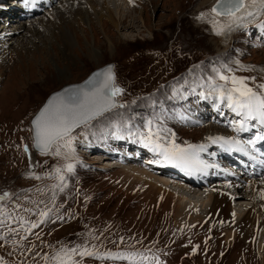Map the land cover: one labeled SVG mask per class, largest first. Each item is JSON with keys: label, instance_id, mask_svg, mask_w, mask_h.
Instances as JSON below:
<instances>
[{"label": "rangeland", "instance_id": "374dc122", "mask_svg": "<svg viewBox=\"0 0 264 264\" xmlns=\"http://www.w3.org/2000/svg\"><path fill=\"white\" fill-rule=\"evenodd\" d=\"M62 1L37 0L39 10L34 15L22 8L24 15L18 16L21 0H0V28L5 22L11 33L5 38L12 36L10 52L0 49V193L16 194L19 199L13 197V203L24 207H34L25 200L27 197L44 201L40 208L45 205L52 208L46 221L15 250L10 243L0 247V258L5 264H44L36 253H51L52 247L48 246L59 248L61 244L82 243L85 234L91 231L100 236V241L90 242L102 243V250L157 255L159 264H263L264 252L259 254L257 249L259 242H264V236L248 241L236 225H228L236 235L232 242H227L225 226L204 222L203 211L200 214L204 217L197 224L187 226L186 221L180 224L174 221L173 214L159 210L137 194L128 193L125 189L128 181L123 183L117 171L120 165H128L118 158L121 154L133 159L136 157L133 155L142 151V159L153 161L154 153L134 142L128 129L142 125L147 119L161 117L175 133L177 144L183 147L186 143H203L207 147L199 159L212 165L206 168L211 171L208 178L211 184L202 189L200 201L207 199L217 181H222V186L223 182L231 185L232 181L239 180L238 189L248 194L230 202V215L239 221L244 203L252 202L254 214L264 218L260 191L245 190L249 187L248 180L253 179L249 172L255 166H264V141L256 145L255 161L238 152L234 155L235 152L226 151L219 144L209 145V140L204 144L208 135L237 136L228 125L239 117L222 105L217 108L213 99L202 98L200 92L207 90L199 87L213 74L214 68L223 64L235 67L237 60L256 69L237 75L255 77L257 83H264V8L254 11L248 24L233 31L224 45L208 22L211 17L197 19L210 10L207 0H156V4L151 3L153 0H127L130 3L125 5L120 0L122 11H116L113 0H104L109 9L106 13L100 0ZM121 12H128V21H133L125 28L116 23ZM83 13L89 16L88 22L81 21ZM10 17L15 21H5ZM221 18L218 19L222 23H227ZM18 22H23L24 28L17 35L13 31L16 26H12ZM109 62L114 64L116 86L123 89L116 97L118 105L123 107L117 106L89 126L76 129L74 152L69 158L34 153L29 121L47 96L66 84L82 81L92 70ZM258 129L259 126L240 133L238 138L247 140ZM126 147L137 149V153L131 149L128 153L122 151ZM114 148L121 153L110 154ZM87 151L89 154L85 155ZM94 158L98 163H91ZM68 163L73 164V171L64 173L67 187L62 192L56 190L52 204L53 193L49 189L59 182L48 174L57 167L63 169ZM95 164H114L119 169H101ZM223 167L229 169L224 173L233 171L236 176L238 172L248 182L238 177V180L224 181L221 174L212 175L213 171L224 170ZM244 168L248 169V175L242 173ZM256 176L255 180L264 181V170ZM169 188L174 191L177 186L173 184ZM37 189L45 191L41 193ZM205 204L209 206V199ZM233 208L239 215L233 214ZM61 216L63 219L58 218ZM28 219L36 220L37 216ZM29 248L32 252L27 251ZM84 264L123 262L86 258Z\"/></svg>", "mask_w": 264, "mask_h": 264}, {"label": "snow or ice", "instance_id": "6c2138e0", "mask_svg": "<svg viewBox=\"0 0 264 264\" xmlns=\"http://www.w3.org/2000/svg\"><path fill=\"white\" fill-rule=\"evenodd\" d=\"M34 2L35 0H25L26 4ZM257 2L264 6V0H216L211 9L201 13L197 19L205 20L211 17L208 22L213 25L216 34L219 35L229 24L240 20L243 16H251L252 13L248 11V7ZM221 17L227 21V24L218 19ZM234 63L235 67L223 64L214 68L213 74L199 87L207 90L200 92L202 98L213 99L217 102L215 105L217 108L222 105L239 117V119L230 121L228 125L237 136L208 137V140L213 144H219L226 151L242 153L255 161L257 156L253 153L258 151L256 145L264 141V83H257L255 77L237 75L238 72H251L256 69L253 66H245L238 60ZM114 80L112 68L108 66L95 72L84 86L67 88L62 93L54 95L32 122L33 147L41 155L69 158L74 152L73 142L76 139L74 134L76 129L89 126L93 120L117 106L123 107V105H118L116 100V97L122 94L123 89L116 86ZM257 126L259 129L251 138L247 140L238 138L240 133L249 132ZM128 135L133 138L134 142L140 143L166 163L176 166H197L198 168L212 166L204 164L199 159L198 154L204 151V145L186 143L182 147L177 144L175 133L166 126L165 120L161 117L147 119L142 125L129 128ZM72 171L73 164L68 163L63 169L57 167L53 173L48 174L54 176L59 182L49 189L53 193L50 203H55L57 189L62 192L67 187L64 173ZM34 178L40 179L38 176ZM37 191L43 193L45 189H37ZM259 195L260 199H264V190ZM13 197L19 199L14 193L7 191L0 193V229H6V231H0V241L4 242L0 243V247L10 243L15 250L21 241L27 240L28 236L33 234V230L46 221L52 208L47 205L40 208L39 205L44 201L28 200L27 197L25 200L34 207H24L21 203H13ZM32 215L37 216V219H28ZM58 218L63 219L62 216ZM90 241H100V236L89 231L85 234L82 243L61 244L59 248L48 246L52 247L51 253L43 255L36 253V255L41 257L44 264H84L86 258L102 262L120 261L123 264H152V261L156 260V264H159L155 256L150 257L144 252L102 250V243H91ZM120 243H124L123 237ZM27 251L32 252V248ZM0 264H5L3 258H0Z\"/></svg>", "mask_w": 264, "mask_h": 264}, {"label": "bare ground", "instance_id": "6f19581e", "mask_svg": "<svg viewBox=\"0 0 264 264\" xmlns=\"http://www.w3.org/2000/svg\"><path fill=\"white\" fill-rule=\"evenodd\" d=\"M100 1H101L103 13H106L105 11L107 10L109 11L108 6L104 2V0H100ZM113 2L116 3V6H115L116 11L117 10L122 11V5H120V0H113ZM121 2L125 5L129 1L121 0ZM156 2H157L156 0L151 1V3H155V4ZM207 2L209 5H212L215 2V0H207ZM20 3L23 4V6L20 4L21 8L18 9L19 10L18 16L24 15V11H22V8L25 9L27 12L30 11L28 13L29 15H34V13L39 10L38 9L39 6L36 4L37 0H35L34 3H28V4L25 3V0H21ZM66 4H68L69 7H73L72 6L73 3H71L70 1H67ZM123 7L125 8V6ZM263 8L264 6H262L260 2H257L254 5H249L248 11L253 13L254 11H259ZM1 10H2V7L0 6V13H1ZM128 18H129L128 12L126 13L121 12V16H119L118 22H116L117 25L118 26L120 25L121 27L125 28L131 22H133L131 21L132 19L128 21ZM248 18L249 16L247 15L243 16L240 20H237L236 22L231 23L227 27H225L224 30L221 32V34H219V40L221 41V43L226 45L233 31H237L238 29H241L248 24ZM80 19L81 21H86V22L90 20L89 16L86 13H83ZM221 19L223 20L224 18H221ZM5 21H15V20L14 18L10 17V19L6 18ZM249 23L251 22L249 21ZM5 24L6 23L4 22V25ZM4 25L1 26L0 28V49L3 48V52H6V51L10 52L11 50L10 45L12 43V42L10 43V40L12 39V36L5 38V35H10L11 33L9 32V28H6ZM117 25H114V27L118 28ZM15 26L16 28L13 31L15 32V34L18 35V33L22 31V29L24 28V23L18 22L17 25L15 24L12 27H15ZM20 47H23V44ZM96 52L97 51H92L94 55L98 54ZM61 73H64V71H62ZM208 137H214V136L208 135L206 137V141H204V144L209 143L207 139ZM211 144L213 143L210 142L209 145ZM130 149L131 148H127L126 152L127 150H130ZM131 151H133L132 153L134 154L137 153V149L133 150L132 148ZM113 152L121 153V152H117L116 148H114L113 151H110L109 153L112 154ZM138 152L139 153L133 155V156H136L133 159L126 158L128 156H125L124 158L123 154H121V156L118 157L120 160L122 159L125 160V163L128 164V165H120L121 169L123 168L125 170L119 169L118 166H115L114 164L113 165L107 164L105 166H102V165L98 166V164H95V165H97L101 169L102 168L107 169L111 167L119 169V171H117V174L121 178L122 182L127 183L128 181L127 187L125 188L128 193L137 194V196H140L141 200H145V202H149L150 204L155 205L159 210H163L166 213H170V215L173 214V216H175L174 221L176 220L180 224L185 223L186 221L187 226L191 224L195 225L197 224L198 220H202V218L205 216L206 219L203 220L204 222H209L211 225L219 224L220 227L225 226L226 228L225 234L227 237L226 239L227 242H232L235 237L234 235H236V232L235 233L233 232L232 234V230L231 228H228V225L229 227H231L232 225H236L240 234H242L243 238L248 241L249 240L256 241L260 237L264 236V226H263L264 218H259L257 215L254 214V210H253L254 203L253 204H251L252 202L250 204L244 203L245 209L243 210L242 215H239L236 212V210L233 208L234 210L233 214L241 216L239 221H237L234 217L230 215L231 213L230 212L231 210L230 202L238 199L239 197H244V195L246 196L248 194L244 190L242 191L241 189H238L239 185H241V182H239V180L236 177H238L241 180H245L246 182L249 181L248 182L249 187L247 186L245 188L247 192L251 191L253 193V192H256L257 190L261 192L263 190L262 186H264V182L261 181L263 179L262 178L261 180L259 179L260 181L255 180V179L257 177L256 175H260V174L262 175V171L264 170L263 168H257L255 166V168L249 172L250 175L253 177V179L248 180V181L246 180L245 177H241V175L238 172L236 173V176L234 175L233 171L231 172L228 171L227 173H224V171H227L229 169L218 170V172L213 171L212 172L213 176L215 175L219 176L221 174L224 181H229L231 178H235L238 181L236 180L232 181L231 182L232 184L230 186L228 183H223L222 186H221V182L214 183L213 186L211 187L212 195L209 194L206 200L200 201L202 189L204 187H210V184H211V182L208 180V178L211 175V171L209 169H206V168L201 169V168H198L197 166H193L191 169H188V167H185V166L174 167L170 163H166L165 161H163L162 163L153 164L154 161H150V160L148 161L149 158L142 159V156H143L142 151L141 152L138 151ZM225 153L223 155H225ZM87 154H89L88 151L85 153V155ZM198 155L200 158L201 152H199ZM234 155H236V152ZM225 156H229V155H225ZM154 157H156L155 154H154ZM154 157L152 158V160L154 159ZM98 161H99L98 159L94 158L91 163L93 164L98 163ZM153 166H157L161 170H158L157 168ZM163 167H168L169 168L168 171L166 170V172H163L164 171ZM241 171L242 173H245L246 175H248L247 174L248 169L246 170L244 168ZM169 172L174 173L177 176L171 175ZM255 181H259V182H255ZM173 184L177 186V189H173L174 191H172L169 188V185H173ZM221 188H224L225 192H222ZM249 196H251L253 200L255 199L253 194H250ZM208 199H209V206L207 207L205 206L206 205L205 203ZM206 208H208V210ZM202 211L204 212V216L200 214L202 213ZM263 215L264 214H262V216ZM259 241H261V239ZM258 246L259 247L257 251L259 254H261L262 252H264V242L263 243L259 242ZM262 262L264 264V257H263Z\"/></svg>", "mask_w": 264, "mask_h": 264}, {"label": "water", "instance_id": "95a60500", "mask_svg": "<svg viewBox=\"0 0 264 264\" xmlns=\"http://www.w3.org/2000/svg\"><path fill=\"white\" fill-rule=\"evenodd\" d=\"M216 3V0L215 2L210 6V9L211 7ZM108 66H111L112 68V73L114 75V78H115V71H114V64L112 62H109V63H106L105 65L101 66V67H98L94 70H92L86 78H84L82 81L80 82H77V83H70V84H66L64 86H62L60 89L56 90V91H53L51 92L47 98L44 100V102L40 105V107L38 108V110L32 115V117L30 118V121H29V125L31 127V140H32V149L34 150V153H39V151L33 147V136H34V132H33V120L37 117V115L40 113V111L45 107L46 104H48L49 100L56 94H59V93H62L64 89H67V88H71V87H82L85 85V82L89 80L90 77L93 76V74L95 72H97L98 70H101V69H104V68H107ZM117 100V99H116ZM111 111V110H110ZM109 112V111H108ZM107 113V112H106ZM40 154V153H39Z\"/></svg>", "mask_w": 264, "mask_h": 264}]
</instances>
